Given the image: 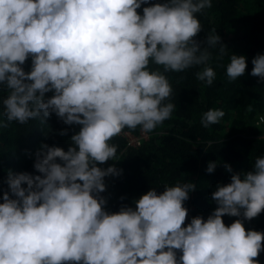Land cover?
Here are the masks:
<instances>
[{
    "label": "clouds",
    "instance_id": "1",
    "mask_svg": "<svg viewBox=\"0 0 264 264\" xmlns=\"http://www.w3.org/2000/svg\"><path fill=\"white\" fill-rule=\"evenodd\" d=\"M211 7L212 0H0V86L8 91L0 128L44 123L52 114L79 126L66 151L39 145L38 174L8 170L0 189V264H261L264 231L245 222L264 213V155L245 172L224 163L230 182L215 186L207 218L188 221L192 182L149 188L134 207L121 203L118 211L101 195L105 178L123 172L100 166L116 157L109 141L125 128L148 133L171 118L165 73L200 66L197 80L213 84L209 48L219 45L223 57L227 47L216 30L195 39L202 31L196 14ZM251 63L250 75L264 82V54ZM246 69L247 58L234 53L226 75L234 81ZM224 115L209 109L200 123L207 128ZM216 167L209 162L206 172ZM226 215L237 219L226 225Z\"/></svg>",
    "mask_w": 264,
    "mask_h": 264
},
{
    "label": "trees",
    "instance_id": "2",
    "mask_svg": "<svg viewBox=\"0 0 264 264\" xmlns=\"http://www.w3.org/2000/svg\"><path fill=\"white\" fill-rule=\"evenodd\" d=\"M196 15L202 31L195 39L204 41L208 33L216 30L220 43L227 47L223 57L219 45L209 48L208 66L216 72L213 84L197 80L195 73L201 70L200 66L165 73L173 89L170 101H165L175 106L171 118L148 132L139 145L130 144L123 135L127 131L140 137L143 132L139 127L125 128L109 141L118 146L116 157L100 166L114 165L123 170L120 176L105 178L107 190L101 195L108 199L109 211H118L121 203L134 207L132 201L149 188L162 191L166 184L192 182L196 190L185 202L188 221L196 215L207 218L216 207L211 200L215 186L230 182L231 173L225 170L224 163H229L234 172H245L251 170L257 156L264 155V124L257 126L264 116V82L250 75L252 58L257 53L264 54V0H212L211 8ZM206 47V43L201 44V48ZM234 53L247 58V69L244 76L229 81L226 66ZM30 64V60L25 64L26 71ZM150 69L154 71L157 66L150 63ZM160 70L163 71L162 67ZM7 95L8 91L0 86V120L5 122L2 100ZM209 109H220L225 115L218 124L205 128L200 120ZM67 127L71 128L68 135L60 136L59 131ZM78 130L77 125H64L55 114L44 123L37 118L23 125L12 122L0 128V189L7 188L3 181L9 169L38 174L33 162L41 143L55 144L66 151L71 135ZM209 162L217 164L211 174L206 172ZM235 219L223 217L226 225ZM245 227L264 231V213L246 221ZM259 259L264 264V252Z\"/></svg>",
    "mask_w": 264,
    "mask_h": 264
},
{
    "label": "built area",
    "instance_id": "3",
    "mask_svg": "<svg viewBox=\"0 0 264 264\" xmlns=\"http://www.w3.org/2000/svg\"><path fill=\"white\" fill-rule=\"evenodd\" d=\"M143 134L140 137H137V136L131 134L130 132H127V131L123 132V135H125L127 137L129 143L133 144V145H139L141 143L142 138L148 137L147 133L145 135H143Z\"/></svg>",
    "mask_w": 264,
    "mask_h": 264
},
{
    "label": "rangeland",
    "instance_id": "4",
    "mask_svg": "<svg viewBox=\"0 0 264 264\" xmlns=\"http://www.w3.org/2000/svg\"><path fill=\"white\" fill-rule=\"evenodd\" d=\"M146 133H144L143 135H145Z\"/></svg>",
    "mask_w": 264,
    "mask_h": 264
}]
</instances>
